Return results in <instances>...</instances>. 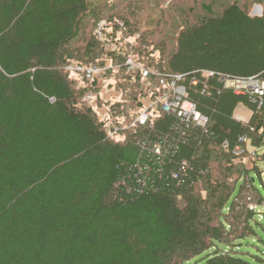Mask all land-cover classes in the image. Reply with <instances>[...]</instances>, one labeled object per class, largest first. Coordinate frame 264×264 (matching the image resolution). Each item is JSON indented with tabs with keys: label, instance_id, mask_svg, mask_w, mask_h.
<instances>
[{
	"label": "trees",
	"instance_id": "trees-1",
	"mask_svg": "<svg viewBox=\"0 0 264 264\" xmlns=\"http://www.w3.org/2000/svg\"><path fill=\"white\" fill-rule=\"evenodd\" d=\"M152 1L123 3L136 18ZM158 1L130 20L102 18L95 0H0V264H264L248 250L264 241V105L219 79L264 80V13L233 1L181 25ZM102 20L104 42L93 33ZM119 42L118 52L105 46ZM129 54L158 74H186L208 126L163 112L109 137L84 104L100 81L90 88L67 66L121 65L104 79H117L123 101L107 106L128 116L140 80L123 66Z\"/></svg>",
	"mask_w": 264,
	"mask_h": 264
},
{
	"label": "built area",
	"instance_id": "built-area-1",
	"mask_svg": "<svg viewBox=\"0 0 264 264\" xmlns=\"http://www.w3.org/2000/svg\"><path fill=\"white\" fill-rule=\"evenodd\" d=\"M123 21L117 20L118 26ZM110 24L106 20H102L98 23L95 29L97 38L101 41H105V32L110 30ZM125 26V25H124ZM123 26V27H124ZM108 45V44H107ZM108 50L118 52L119 49H115L114 46L108 47ZM121 65H113L111 60L107 59L103 65H91L85 66L76 63L68 65V70H71L76 77L80 75V80H86L88 87L93 86L94 80H99V88L106 86L104 76L108 70L118 71ZM129 72L139 73L140 80L139 86L136 92L135 106L131 107L128 111V116L124 115L120 110L119 112L114 109L110 111L107 106V101L104 100V90H100V97L98 98L97 92L89 91L84 99V104L91 107L97 114L98 118L106 125V130L112 139L124 140L123 132L126 129L135 128L139 125L152 126L153 118L160 113H171L177 116V121L184 127H201L206 128L209 124V117L201 112L197 104L187 98V89L183 84L186 74H158L150 69L145 68L139 64L129 54L123 64ZM139 71V72H138ZM207 76H214L216 73L211 70H204L202 72ZM135 76V75H134ZM219 79L226 88H232L236 93L252 94L259 98V106L264 105V80L257 76H248L244 78L230 77L226 75H220ZM135 80V79H134ZM191 83L195 84L192 80ZM110 82L108 86H111ZM122 94L116 102H121ZM155 151L160 154L162 149V143L156 141L154 143ZM242 151H235L236 155L241 154ZM159 159V158H158Z\"/></svg>",
	"mask_w": 264,
	"mask_h": 264
},
{
	"label": "rangeland",
	"instance_id": "rangeland-1",
	"mask_svg": "<svg viewBox=\"0 0 264 264\" xmlns=\"http://www.w3.org/2000/svg\"><path fill=\"white\" fill-rule=\"evenodd\" d=\"M125 0H95L96 4H99L100 8L102 9V18H106L110 16L112 18L117 17V16H126L130 20H141L144 18L147 14H155V11L153 10L152 2L148 5L149 7H143L145 8L143 13H140L136 18L130 13H128L125 9V5L123 3ZM147 1V0H146ZM237 1L241 6H243L250 14L252 15H261L264 13V0H159L157 3L160 8L166 9L168 12L167 14H170L175 20H178L179 24L181 25H189V24H194L197 23L198 21H201L202 19L208 17L210 13H215L218 14L222 11V9L227 6L229 3ZM169 19V18H168ZM170 20V19H169ZM121 21V20H120ZM172 23L171 21H169ZM125 23V22H122ZM175 23V22H173ZM125 25V24H124ZM123 24L119 25V28L125 30L126 27ZM124 26V27H123ZM97 28V27H96ZM92 27L88 26L86 29V33L92 32ZM127 31V30H126ZM126 31L121 32L117 38L122 37V41L124 40V33ZM95 33V31L93 32ZM128 34V32H126ZM96 35V34H95ZM121 41V43H122ZM83 40L76 42L73 44V47L82 46L83 45ZM115 43L114 47L115 49H118L117 45L121 44ZM124 43V42H123ZM106 48L112 47V44L105 45ZM74 65L76 64L75 62L73 63ZM106 81V79H105ZM117 79L114 77L106 83V86L100 87L99 90H104V100L107 102H113L117 101L120 97V91L116 90L115 87L108 86V84L111 82L112 84L116 83ZM248 148V153L245 156V160L247 161L248 164H251L250 161V156L255 151V148L252 147L251 145L247 146ZM262 168V178L264 181V162L260 164ZM255 204V203H254ZM254 204H250V207H253ZM261 236L264 240V231L261 230ZM252 242L256 243L255 245H250L248 250L255 254H262L261 250H264V241H255L251 239ZM251 242V243H252ZM258 247L261 249L260 251L258 250Z\"/></svg>",
	"mask_w": 264,
	"mask_h": 264
},
{
	"label": "crops",
	"instance_id": "crops-1",
	"mask_svg": "<svg viewBox=\"0 0 264 264\" xmlns=\"http://www.w3.org/2000/svg\"><path fill=\"white\" fill-rule=\"evenodd\" d=\"M250 114V111L243 106H239L235 111L236 118L242 121H247L250 117Z\"/></svg>",
	"mask_w": 264,
	"mask_h": 264
},
{
	"label": "water",
	"instance_id": "water-1",
	"mask_svg": "<svg viewBox=\"0 0 264 264\" xmlns=\"http://www.w3.org/2000/svg\"><path fill=\"white\" fill-rule=\"evenodd\" d=\"M260 15V14H259Z\"/></svg>",
	"mask_w": 264,
	"mask_h": 264
}]
</instances>
